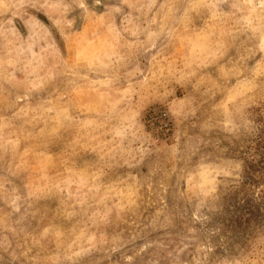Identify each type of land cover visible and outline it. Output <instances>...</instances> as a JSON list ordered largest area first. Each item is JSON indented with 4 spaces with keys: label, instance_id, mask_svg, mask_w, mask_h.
Instances as JSON below:
<instances>
[{
    "label": "rangeland",
    "instance_id": "1",
    "mask_svg": "<svg viewBox=\"0 0 264 264\" xmlns=\"http://www.w3.org/2000/svg\"><path fill=\"white\" fill-rule=\"evenodd\" d=\"M263 141L264 0H0V264H264Z\"/></svg>",
    "mask_w": 264,
    "mask_h": 264
},
{
    "label": "trees",
    "instance_id": "2",
    "mask_svg": "<svg viewBox=\"0 0 264 264\" xmlns=\"http://www.w3.org/2000/svg\"><path fill=\"white\" fill-rule=\"evenodd\" d=\"M259 145L255 143L251 148L259 159L251 156L249 161H243L240 181L223 199L228 214L223 225L238 239L244 237L250 224L264 223V147Z\"/></svg>",
    "mask_w": 264,
    "mask_h": 264
}]
</instances>
